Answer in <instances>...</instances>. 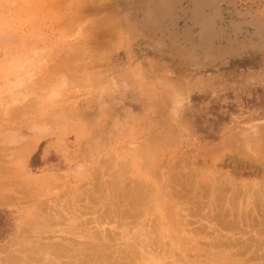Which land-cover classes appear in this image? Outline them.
Segmentation results:
<instances>
[{
  "label": "rangeland",
  "instance_id": "374dc122",
  "mask_svg": "<svg viewBox=\"0 0 264 264\" xmlns=\"http://www.w3.org/2000/svg\"><path fill=\"white\" fill-rule=\"evenodd\" d=\"M263 206L264 0H0V264H264Z\"/></svg>",
  "mask_w": 264,
  "mask_h": 264
},
{
  "label": "bare ground",
  "instance_id": "6f19581e",
  "mask_svg": "<svg viewBox=\"0 0 264 264\" xmlns=\"http://www.w3.org/2000/svg\"><path fill=\"white\" fill-rule=\"evenodd\" d=\"M62 23H63V22H62ZM66 23H67V22H66ZM66 23H65V24H66ZM68 23H69V22H68ZM65 24H64V25H65ZM60 26H61V24H60ZM66 26H67V24H66ZM66 26H65V27H66ZM61 27H62V26H61ZM2 37H3V36H2ZM1 42L3 43L4 41H1ZM41 53H42V52H41ZM79 54H80V53H79ZM81 54H82V53H81ZM81 54H80V55H81ZM37 56H38V55H37ZM27 57H28V56H27ZM61 58H62V57H61ZM74 58H77V57L75 56ZM78 58H79V56H78ZM60 61H61V60H60ZM60 61H58V62H59L58 65H60ZM64 61H65V60H64ZM55 62H56V61H55ZM62 62H63V61H62ZM66 65H67V64H66ZM54 66H55V65H54ZM60 67H61V66H60ZM57 68L60 69L59 67H57ZM62 68H63V67H62ZM50 69H51V68H50ZM53 69H55V68L53 67ZM51 70H52V69H51ZM54 71H55V70H54ZM56 71H57V69H56ZM56 71H55V72H56ZM62 71H63V70H62ZM49 72H50V71H49ZM51 72H52V71H51ZM57 72H58V71H57ZM57 72H56V73H57ZM52 74H53V73H52ZM57 74H59V73H57ZM49 75H51V74H49ZM51 76H52V75H51ZM31 78H32V77H31ZM38 78H39V77H38ZM29 79H30V78H29ZM27 80H28V79H27ZM31 80H32V79H31ZM31 80H30V81H31ZM53 80H54V79H53ZM20 81H21V80H20ZM24 81H25V79H24ZM49 81H51V80H49ZM31 82H32V81H31ZM31 82H30V83H31ZM45 82H46V81H45ZM45 82H44L43 84L46 85ZM47 82H48V81H47ZM24 83H25V82H24ZM27 83H28V82H27ZM27 83H26V85H27ZM48 83H49V82H48ZM80 83H81V82H80ZM18 84H19V82H18ZM18 84H16V85H18ZM51 84H52V83H51ZM22 85H23V84H22ZM22 85H21V86H22ZM36 85H38V84H36ZM24 86H25V84H24ZM12 87H13V86H12ZM29 87H30V86H29ZM27 89H28V88H27ZM12 91L14 92V90H12ZM16 91H17V90H16ZM4 93H5V92H4ZM16 94H17V93H16ZM24 96H25V95H24ZM24 96H23V97H24ZM5 106H6V105H5ZM28 107H29V106H28ZM25 112H26V111H25ZM15 113L17 114V111H16ZM19 113H20V112H19ZM14 116H15V115H14ZM1 117H2V116H1ZM12 117H13V116H12ZM11 119H12V118H11ZM29 119H30V118H29ZM31 119H32V118H31ZM9 121H10V120H9ZM35 121H36V120H35ZM23 124H24V121H23ZM20 125H21V124H20ZM36 141H37V140H36ZM26 142H27V141H26ZM32 142H33V145L36 143L35 141H32ZM32 142H31V143H32ZM28 144L31 145L30 142H28ZM25 146H26V145H25ZM33 147H34V146H33ZM10 148H11V147H10ZM25 149H27V148H25ZM85 150H86V149H85ZM25 151H26V150H25ZM27 151H28V150H27ZM22 152H23V151H22ZM87 152H88V151H87ZM30 153H32V152L30 151ZM80 154H81V153H80ZM22 160H23V159H22ZM89 162H90V161H89ZM101 163H102V162H101ZM13 168H14V167H13ZM103 173H104V172H103ZM156 175H157V174H156ZM150 176H151V175H150ZM153 176H154V175H153ZM157 176H158V175H157ZM153 178H154V177H153ZM158 178H159V177H158ZM139 182H140V181H139ZM48 184H49V183H48ZM149 185H150V184H149ZM20 186H21V185H20ZM125 186H126V185H125ZM22 189H23V188H22ZM225 190H226V189H225ZM136 192H137V191H136ZM141 192H142V191H141ZM143 192H144V191H143ZM147 192H148V191H147ZM38 193H39V192H38ZM137 193H138V192H137ZM145 193H146V192H145ZM127 194H128V193H127ZM144 195H145V194H144ZM126 196H127V195H126ZM147 196H148V195H147ZM119 198H120V197H119ZM125 198H126V197H125ZM163 198H164V197H163ZM138 199H139V198H138ZM108 200H109V199H108ZM219 200H220V199H219ZM133 202H134V201H133ZM164 203H165V202H164ZM137 204H138V203H137ZM140 205H141V204H140ZM133 206H134V205H133ZM263 207H264V206H263ZM166 209H167V208H166ZM232 210H233V208H232ZM234 210H235V209H234ZM107 213H108V212H107ZM110 213H111V212H110ZM126 213H127V212H126ZM111 214H112V213H111ZM223 214H224V213H223ZM234 214H235V213H234ZM117 215H118V214H117ZM124 215H125V214H124ZM129 215H130V214H129ZM106 216H107V215H106ZM111 216H112V215H111ZM118 216H119V215H118ZM214 216H215V215H214ZM131 217H133V216H131ZM134 217H136V215H135ZM134 217H133V218H134ZM242 217H243V216H242ZM101 218H102V217H101ZM121 218H122V217H121ZM127 218H128V217H127ZM215 218H216V217H215ZM111 220H112V219H111ZM87 221H88V220H87ZM103 221H104V220H103ZM146 223H147V222H146ZM120 226H121V225H120ZM122 231L125 232L124 230H122ZM117 235H119V234H117ZM108 236H109V235H108ZM143 240H144V239H143ZM176 240H177V239H176ZM171 241H172V240H171ZM174 243H175V242H174ZM144 250H145V249H144ZM181 252H182V251H181ZM61 255H62V254H61ZM96 256H97V255H96ZM128 256H129V255H128ZM128 256H127V257H128ZM86 257H87V256H86ZM93 258H94V257H93ZM177 259H178V258H177ZM179 259H180V258H179ZM250 259H251V258H250ZM95 260H96V259H95ZM183 262H184V261H183ZM90 263H91V262H90ZM95 263H96V262H95Z\"/></svg>",
  "mask_w": 264,
  "mask_h": 264
}]
</instances>
